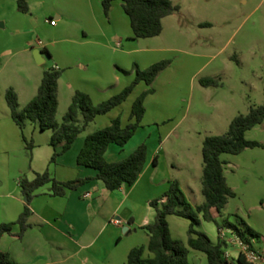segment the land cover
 I'll use <instances>...</instances> for the list:
<instances>
[{"label": "rangeland", "instance_id": "1", "mask_svg": "<svg viewBox=\"0 0 264 264\" xmlns=\"http://www.w3.org/2000/svg\"><path fill=\"white\" fill-rule=\"evenodd\" d=\"M58 1L59 6L68 10L70 18L66 25L60 24L62 31L44 23L33 29L35 40L40 38L48 46L52 58L46 57L42 64L34 56H28L32 58L28 63L26 57L21 55L13 57V60L10 57L0 60L2 107L7 108L5 92L8 89L21 91L29 87L31 82L39 88V80H42L44 71L55 68L57 63L60 64L62 80L56 120L61 123L70 105V97L65 94V85L69 80L81 82L82 78L94 77L99 70L106 71L108 77L119 75L121 81L113 82L106 99L91 98L93 104L98 106L131 86L136 80L137 70L146 71L154 64L168 62L169 66L152 85L153 93H148L150 87L141 81L119 108L100 119H111L108 126L112 122L111 117H114L113 120L119 118L123 127L134 123L135 120L131 118L133 106L137 98L147 92L144 101L146 111L141 122L145 128L136 133L135 139L147 145L151 157L155 154L157 156L153 180L160 184V188H155V200L165 196L171 182L177 181L189 203H194L192 190L196 191L195 197L204 202L202 150L205 139L227 133L235 117L248 114L252 107L264 105V0H171L180 10L163 20L161 35L139 39L137 42L131 41L133 32L130 19L122 3L116 2L106 14L102 0L97 20L92 19L93 31L85 46L78 43L82 37V22L79 18L80 13L91 15V9L85 11V5L81 2L84 5L81 6L78 0ZM25 2L29 8V0ZM48 6L47 2L44 9ZM47 12L49 14L45 21L50 24L52 10L48 9ZM22 40V36H19L13 41V48L20 47ZM101 44L108 45V51ZM81 58L96 61L99 66L91 67L84 73L74 64L76 59ZM67 64H70L69 67ZM205 78L216 79L218 85L204 87L201 80ZM90 83L94 84L90 81L88 86ZM28 98L22 102L28 104L32 100ZM96 123L92 122L81 135L94 133L97 130ZM29 132L30 129L25 134L33 145L32 151H43L45 144H38L40 140H47V136L37 135L34 141ZM257 134H261L258 138L264 141V131ZM157 147L158 151L155 152ZM5 159L6 155L2 154L0 172L6 171L9 185L17 186V179L9 175ZM222 160L227 162V183L236 193V197L229 200L225 209V218L234 224L232 215L236 214L248 224L251 211L255 213L254 206L262 201L258 193L260 189L264 195V149H246L238 155L224 154ZM16 165V154L13 153V175ZM142 185L149 188L148 176ZM141 213V210L137 211L136 219H140ZM173 219L184 224L186 220L171 217L168 224L172 237L188 248L180 237L186 234L185 229L183 234L181 225L172 222ZM196 229L207 234L213 241L218 240L216 224L202 221ZM224 232L227 237H234L228 229H224ZM140 233L143 235V232ZM128 238L121 237V240L117 239L113 244L115 260L121 257L125 239ZM147 243H138L136 247H146ZM0 251L16 261L13 258L12 237L3 240L0 236ZM44 253L49 256L44 263L55 260L59 254L49 246L45 247ZM149 256L146 250L145 258ZM87 257L85 252L70 264H95L93 261L85 263ZM19 258V262H24L27 256ZM124 258L120 264L126 263L127 257Z\"/></svg>", "mask_w": 264, "mask_h": 264}, {"label": "crops", "instance_id": "2", "mask_svg": "<svg viewBox=\"0 0 264 264\" xmlns=\"http://www.w3.org/2000/svg\"><path fill=\"white\" fill-rule=\"evenodd\" d=\"M56 1L29 0L28 12H22L19 9L18 0H0V60L5 59L4 57H10L9 59L12 58L13 60V57L21 55L26 57L25 60L28 63L32 60V58L30 59L28 56H34L35 60L42 64L45 63L46 57L49 59L52 58L48 46H46L40 38L35 40L33 29L44 23L46 26L59 28V30L62 31L60 24L63 23L66 25L70 18L67 12L68 10L59 6L58 4H60V2L58 0ZM78 1H80L81 6L85 5V11L88 12L91 9V15L87 13L83 15L80 13L81 18H79L82 22L80 26L82 37L79 38L78 43L85 46L93 31L92 23L94 21H92V19L97 20V13L98 10H100L99 4L102 0ZM47 2L49 6L45 10L44 7ZM81 2L84 5H82ZM116 2L114 4H116ZM48 9L52 10L49 21L55 20V25L47 24L45 21L49 14L47 12ZM19 36L23 38L21 46L13 48V41L17 40ZM138 40L139 39L134 38L133 33L131 41L137 42ZM34 45H36V47ZM101 45L108 51V45ZM100 63L102 67L103 64L101 61ZM74 64L84 73L91 67L99 66V63L96 61L82 58L76 59ZM69 65L70 64H67V67H69ZM55 68L61 71L60 64L56 63ZM61 80L60 77L58 92L59 107L61 100ZM39 81L41 84L42 80ZM90 81H93L94 84L90 83V86H88ZM115 81H121L119 75L108 77L106 71L100 72L99 70L97 75L89 79L82 78L81 82L69 80L65 85V94L70 97V105L77 91L90 95L92 99L103 100L106 99L105 97L108 95ZM36 87L38 88V86H34V82H31L29 87H24L21 91L17 89L21 110L25 108V106L22 108V105H27L25 104L26 102H22V100L28 97L32 99L37 90ZM114 110L106 115L98 116L95 119V122H97L95 125L97 130L109 125L111 119L105 121L100 118H102V116H109ZM111 118L113 121L114 117ZM144 128L145 127L140 126L136 133ZM29 129V135H31L34 141L37 135L47 136V140H40V144H38L40 146H42L41 143L45 144L43 145V151H38L37 153L32 151L33 145L29 143L28 136L25 134L26 130ZM262 131H264V122L250 130L246 137L249 140L262 141V143H264L263 140L258 138L261 134H257V132ZM52 135L53 132L51 130L43 131L37 123L31 121H27L24 129L21 130L12 118L8 104L6 109L2 107L0 93V156L2 154L6 155L7 159H5V161L8 164L7 170L9 175L17 179V186H10L6 171L0 172V226L3 224L16 223L24 212L27 199L22 195L19 185L21 177L27 176L29 179H33L35 173H43L46 170H49L51 175L60 182L96 176L95 170L79 166L77 162L78 155L84 146L87 136L80 135L71 148L58 157L56 163H51V158L54 153V148L51 145ZM135 135L125 147L111 144L105 154L106 160L110 163H115L129 157L143 143L142 141H136ZM158 147L155 149V152L158 151ZM13 153L16 154L17 161L14 175ZM155 155L151 157V155L148 154L145 168L133 186L124 185L118 190L110 191L103 182L94 180L84 184L77 190L68 191L65 196H53L51 184L39 189L37 195L30 203V208L32 210V215L29 218L30 227L24 232L22 238L19 239L7 233L1 236L3 240L8 237L13 238V258L20 264H70L71 261L79 259L81 255L86 252L89 257L86 258L85 263L93 261L95 264H120V261H124V257L128 258L129 252L139 245L138 243H147V241L149 243V234L145 230V227L152 224L155 220L156 213L150 203L155 201V188H160V184L155 183L153 180V168H156L154 160L157 157ZM226 166L227 162L225 164V167ZM146 176H148L149 188L143 187L142 185ZM192 192L196 196V191L192 190ZM262 192L261 189L258 192L260 193L259 195H261L262 201L254 206L256 209L254 210L255 213L251 211L249 225L244 220L243 221L260 235V239H255L253 244L255 248L264 252V195ZM195 196L194 203H190L193 207L203 203L200 202L199 197ZM139 210H141L142 213L139 214L140 219L138 220L135 215H137L136 213ZM214 214L218 220H222L221 223L226 220L229 221L225 218V210L222 215L216 213V211H214ZM232 216L235 219L234 224L242 227L239 223L241 218L236 214ZM171 217H178L186 220V224L179 221L177 223L174 219L172 222L181 225L183 234L185 229L186 234L180 237H182L183 241L188 245L190 221L183 217L171 215L168 217L169 222ZM199 219V225H201V222L204 221L201 215H199ZM20 231V226L15 224L13 226V233L17 234ZM140 232H143V235H141ZM124 236H129L130 238L125 239L126 243L121 250V257L115 260V253L112 252L113 244L117 239L121 240V237ZM141 237L144 238L141 239ZM219 241L223 243V250L225 256L227 255V259L233 264H237V259L241 251L233 237H227L223 230L220 234L218 232V240L213 242L218 243ZM48 246L51 247L52 250L58 251L59 254L55 260L44 263L43 261H47L49 257L44 253L45 247ZM149 254L150 256L146 258H152V254L150 252ZM23 256H27L26 260H24V262H19V257ZM188 260L191 264H210L204 252L193 249L189 247V245Z\"/></svg>", "mask_w": 264, "mask_h": 264}, {"label": "trees", "instance_id": "3", "mask_svg": "<svg viewBox=\"0 0 264 264\" xmlns=\"http://www.w3.org/2000/svg\"><path fill=\"white\" fill-rule=\"evenodd\" d=\"M116 1L122 2L123 9L130 18L134 38L137 39L161 35L163 20L180 10V7L171 0H103L102 6L106 14L109 13ZM18 5L22 12H28L29 8L25 0H18ZM168 66V62H160L152 65L146 71L137 70L136 80L131 86L98 106L93 104L90 95L77 91L61 124L56 120L59 108L58 92L61 71L56 68L44 72L36 96L24 109H20L18 94L13 88L6 91L5 98L11 116L21 130L24 129L27 121H31L37 123L41 130L53 132L51 145L54 148V153L51 163H56L58 157L71 148L73 143L98 116L106 115L121 106L133 93L139 82H145L150 87L148 93H153V83ZM201 84L204 87L217 86L218 81L205 78L201 80ZM146 95L147 92L141 94L133 106L131 118L135 120L134 123L123 127L118 118L113 120L110 126L97 130L86 137L77 162L79 166L95 170L96 176L60 182L51 175L49 170H46L43 173H35L33 179H29L27 176L21 177L19 185L22 195L27 199V204L16 223L0 226V236L7 233L19 239L22 238L24 232L30 227L29 218L32 215L30 203L37 195L38 190L48 184H51L53 196H65L68 191L77 190L94 180L103 182L110 191L118 190L124 185L133 186L145 168L148 156L147 145L141 144L129 157L115 163L108 162L105 154L111 144L125 147L133 138L145 115L144 101ZM263 122L264 105L255 106L250 109L248 114L235 117L227 133L208 136L205 139L202 150V194L205 199L204 202L193 207L181 192L178 182H171L170 189L165 196L150 203L156 215L154 222L145 227L149 234L148 245L133 248L128 254L126 264H191L188 260V248L171 235L168 224V217L171 215L183 217L190 221L188 245L204 252L210 264L233 263L225 257L222 242L214 243L207 234L197 231L196 227L200 224L199 215L204 221L216 224L219 234L224 229H229L248 243L260 239V235L243 220H239L242 227L227 220L221 223L214 211L222 215L229 200L236 197V193L227 183L226 162L222 160V156L224 154L238 155L246 149H264V143L249 140L246 137L250 130ZM156 163L157 157L154 160V164ZM15 224L21 228L17 234L13 233ZM146 250L152 254V258L144 257ZM0 264L20 263L12 260L9 254L0 251ZM237 264L249 263L240 254Z\"/></svg>", "mask_w": 264, "mask_h": 264}, {"label": "built area", "instance_id": "4", "mask_svg": "<svg viewBox=\"0 0 264 264\" xmlns=\"http://www.w3.org/2000/svg\"><path fill=\"white\" fill-rule=\"evenodd\" d=\"M49 23L51 25H55L56 21L50 20ZM113 222H115V221H113ZM229 232H231L232 235L234 236L233 239L236 241V244L241 251V255H243L245 257L247 263H249V264H264V252L255 248V246L253 244L254 240H252L251 243H248L245 240L238 237L237 235H235L231 230H229Z\"/></svg>", "mask_w": 264, "mask_h": 264}]
</instances>
